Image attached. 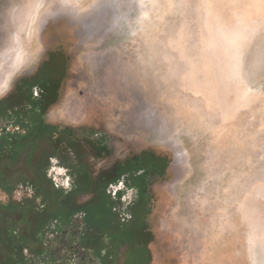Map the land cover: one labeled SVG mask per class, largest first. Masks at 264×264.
<instances>
[{
	"label": "rangeland",
	"instance_id": "1",
	"mask_svg": "<svg viewBox=\"0 0 264 264\" xmlns=\"http://www.w3.org/2000/svg\"><path fill=\"white\" fill-rule=\"evenodd\" d=\"M17 34L31 58L16 72L0 56V104L49 61L61 68L44 121L70 130V166L47 175L94 186L70 205L145 167L141 188L126 174L131 231L109 264H264V0H0V53ZM34 147L1 173L41 183Z\"/></svg>",
	"mask_w": 264,
	"mask_h": 264
},
{
	"label": "flooded vegetation",
	"instance_id": "2",
	"mask_svg": "<svg viewBox=\"0 0 264 264\" xmlns=\"http://www.w3.org/2000/svg\"><path fill=\"white\" fill-rule=\"evenodd\" d=\"M44 65V69L35 78L21 82L15 93L7 99L11 103L9 106H12L8 108L9 116L0 115V166L5 161H12L23 143L28 140L37 143L39 147H34L33 151H38L33 155L36 158L34 165L36 170L40 169V177L52 192L48 194L46 191V194L51 198L54 191H58L65 197L71 191L66 190L64 184L48 178L47 172L54 162L59 167L70 166V130L44 121L45 113L57 97L62 71L55 61ZM35 89H39V92H35ZM9 125L16 130L11 132ZM22 131L25 132L24 135L21 134ZM140 168L125 170L126 174L136 175L131 179L137 181L136 188H141L144 184L141 179L145 167ZM126 174L119 176L115 182H110L101 194L107 200L106 205L114 218L110 230L102 231L99 225L92 227L87 214L78 213L69 221L57 222V226L49 223L38 235V214L50 209L49 202L44 199L47 195H40L37 187L27 178L21 175L18 178L4 176L0 170V190L9 196L8 204L0 202V264H7L10 259L9 264H109L116 253L118 239L131 231L125 207L130 204L134 206V202L130 200L129 205H125L128 200H123V189L126 186L124 181L128 176ZM22 180L25 181L21 182ZM10 186L11 191H6ZM22 186H29L34 190L31 199H14L15 190ZM37 199L40 200L38 206ZM102 211L108 210L98 211V218ZM23 212L30 213L34 218L27 231L22 230L18 224Z\"/></svg>",
	"mask_w": 264,
	"mask_h": 264
},
{
	"label": "trees",
	"instance_id": "3",
	"mask_svg": "<svg viewBox=\"0 0 264 264\" xmlns=\"http://www.w3.org/2000/svg\"><path fill=\"white\" fill-rule=\"evenodd\" d=\"M11 103H8V101H5L0 104V115L4 117H8V108H11ZM144 157V156H143ZM156 165V164H155ZM38 173L40 169L37 170ZM40 174V173H39ZM25 180H22L21 182H24ZM44 180H41V183L39 182H33V185L37 187V191L40 195H47L46 189L44 188ZM109 182H104L101 184L102 189L105 190ZM13 186V185H11ZM11 186L6 188V191H11ZM46 186V184H45ZM103 190V192H104ZM94 192V186L88 180H78L77 181V189L73 192H70L68 196H62L61 192L54 191L53 197H47L46 199L49 202L50 209L46 210L42 214H38V224H37V231L38 235L41 231L45 229L46 226H48L49 223H55V226H57V222H66L71 220L72 216L78 213H84L87 214V219L89 220V223L94 227L93 225H99L102 228V231L104 230H110L113 227V221L114 218L112 214L110 213V210L108 209L106 203L107 200L102 198H98V203H91L88 206H82V207H75L73 205H70L71 197H73L77 193H88V192ZM97 201V200H96ZM100 201V202H99ZM14 207H17L16 205ZM24 209L25 207L22 206ZM101 209L108 210V211H102L100 213L101 217L98 218V211ZM119 230V225L117 226ZM88 240V239H85ZM11 261V259H10ZM9 261V262H10ZM7 262V264H9Z\"/></svg>",
	"mask_w": 264,
	"mask_h": 264
},
{
	"label": "clouds",
	"instance_id": "4",
	"mask_svg": "<svg viewBox=\"0 0 264 264\" xmlns=\"http://www.w3.org/2000/svg\"><path fill=\"white\" fill-rule=\"evenodd\" d=\"M13 39L16 46L9 51L0 53V56L10 59L14 71L18 72L29 62L31 55L24 47L19 34H17ZM10 84L11 80L9 79L7 87H10Z\"/></svg>",
	"mask_w": 264,
	"mask_h": 264
}]
</instances>
